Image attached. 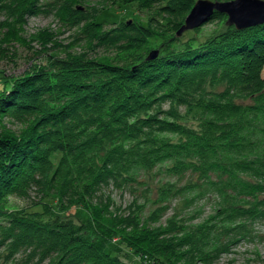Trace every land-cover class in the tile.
Masks as SVG:
<instances>
[{"label":"trees","instance_id":"trees-1","mask_svg":"<svg viewBox=\"0 0 264 264\" xmlns=\"http://www.w3.org/2000/svg\"><path fill=\"white\" fill-rule=\"evenodd\" d=\"M42 1L0 0V12L10 11L21 26L28 17L62 11L77 44L86 48L59 52L62 45L55 44L43 64L4 77L0 117L21 128L0 131V249L9 250L11 261L21 255L18 262L26 264H123L109 251L118 238L142 264L195 261L199 251L192 253L193 245L209 235L204 225L196 229V240L182 225H172L174 219L157 229L151 224L167 213L170 197L186 189L214 191L227 215L264 189V24L228 26L212 39L169 48L149 60L145 43L156 35L150 27L126 21L106 30L99 12ZM111 1L110 8L159 6L160 14L183 19L197 0ZM182 24L175 21L174 31ZM2 58L0 52V64ZM224 80L229 88L218 93L219 101L203 104L216 119L203 132L183 129L182 141L157 134L182 132L178 124L142 115L161 99L185 97L200 82ZM231 91L256 101L235 103ZM161 171L185 184L157 185L155 198H147L148 219L140 207L128 214L115 210L111 186L139 184L142 173L150 179ZM34 189L42 212L6 209L9 197L27 198ZM73 205L87 209V222L62 218Z\"/></svg>","mask_w":264,"mask_h":264},{"label":"rangeland","instance_id":"rangeland-1","mask_svg":"<svg viewBox=\"0 0 264 264\" xmlns=\"http://www.w3.org/2000/svg\"><path fill=\"white\" fill-rule=\"evenodd\" d=\"M52 1L56 0H43L42 4H48ZM63 1L87 14L99 12L98 20L101 25L104 24L106 30L126 21H135L138 24L142 23L150 27L156 35L148 43H145L147 44L145 47V49L147 48V58L153 50H157L160 54L163 50L180 47L182 44L193 43L198 45L197 43L200 44L212 39L226 31L228 26H232L227 23L228 16L222 14L218 18L212 16L202 26L187 30L179 36L173 29L174 23L175 21L184 23L189 13L183 19H177L160 14L159 6L141 9L138 4H128L110 8L112 5L111 0ZM104 3L107 4L108 9L103 10L102 4ZM100 9L103 10L101 14ZM14 20L15 18L10 11L0 12V52L3 53L0 70L4 73V75L0 74V90L3 87L4 77L20 76L24 72L33 69L35 65L46 62L48 54L54 52L51 48L55 49L57 47L55 44L62 45V50L60 49L59 52L75 53L86 48V45L81 47L77 44L78 40L74 37L76 34L75 29H71L69 24H66L67 21L62 11L46 12L38 16L28 17L24 25L21 26L16 24ZM228 88L229 83L225 80L200 82L188 88V95L185 97L176 94L175 97L177 98L166 97L161 99L151 107L150 111L144 112L142 115L150 114V116L157 117L159 120L178 124L182 132H159L157 134L162 138H170L174 142H179L187 135L183 132V129L185 132H203L206 123L216 119V115L206 112L203 104L219 101L218 93ZM231 92L234 95L232 100L235 103L244 101L246 105L256 101L244 100L236 92ZM184 101L186 103H183ZM20 128V124L7 117H0V131L5 132L6 129L8 132L18 131ZM149 134L151 133L149 132ZM158 168L156 171H158ZM151 176L149 179L142 173L139 184H130L122 188L111 186L109 190L115 201V210L128 214L132 208L138 210V207H140L147 218L152 207L147 198H155L156 190H158L157 185L167 181L179 183L181 186L185 184L181 178L169 176L162 171L159 175L152 174ZM141 181L144 183H141ZM244 192L240 191V193ZM40 198L35 189L29 193L27 198L12 196L6 200V209L9 212H42L43 207L35 205ZM188 198L189 202L186 203L185 199ZM169 200V202H166L170 207L167 213L159 218L155 217L158 220L157 223L151 222L154 229L167 224L170 225L171 219H174L172 225L178 223L183 226L186 235H194L188 236L189 238L199 239L196 231L199 226L204 225L203 230L209 233L207 238L200 239L198 245H193L192 253L197 255L199 251V258L189 264H264V189H261L256 197H248L250 204L240 205L238 209L230 211L229 215L223 213L224 201L221 196L209 189L196 192L186 189L170 197ZM46 201L49 202V200ZM52 203H55V201H52ZM61 216L63 219L72 220L76 224L87 222L90 218L87 209L80 205H73L68 211L62 212ZM143 222L146 223V221ZM149 224L146 226H149ZM109 251L114 255L121 256L123 264H142L141 258L132 249L121 244L118 238L113 241ZM8 252L7 249H0V264L24 263L18 262L17 258L20 260L21 255H16L11 261Z\"/></svg>","mask_w":264,"mask_h":264},{"label":"water","instance_id":"water-1","mask_svg":"<svg viewBox=\"0 0 264 264\" xmlns=\"http://www.w3.org/2000/svg\"><path fill=\"white\" fill-rule=\"evenodd\" d=\"M215 12L226 14L228 25H233L239 30L264 24V0H197L178 29L177 35L181 36L187 30L202 26ZM158 53L157 50L151 51L148 59H155Z\"/></svg>","mask_w":264,"mask_h":264}]
</instances>
